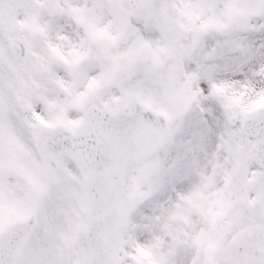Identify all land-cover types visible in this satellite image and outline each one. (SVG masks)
<instances>
[{"label": "snow or ice", "instance_id": "obj_1", "mask_svg": "<svg viewBox=\"0 0 264 264\" xmlns=\"http://www.w3.org/2000/svg\"><path fill=\"white\" fill-rule=\"evenodd\" d=\"M0 264H264V0H0Z\"/></svg>", "mask_w": 264, "mask_h": 264}]
</instances>
